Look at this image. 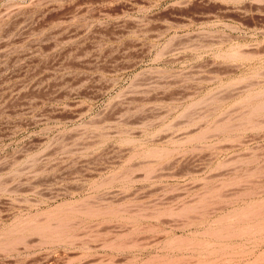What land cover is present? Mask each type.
<instances>
[{
    "label": "rangeland",
    "instance_id": "rangeland-1",
    "mask_svg": "<svg viewBox=\"0 0 264 264\" xmlns=\"http://www.w3.org/2000/svg\"><path fill=\"white\" fill-rule=\"evenodd\" d=\"M0 264H264V0H0Z\"/></svg>",
    "mask_w": 264,
    "mask_h": 264
}]
</instances>
